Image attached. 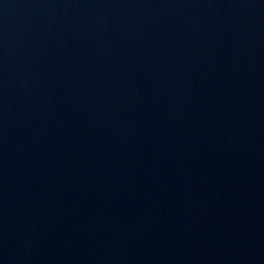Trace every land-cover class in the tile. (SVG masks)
<instances>
[{
    "label": "water",
    "instance_id": "obj_1",
    "mask_svg": "<svg viewBox=\"0 0 264 264\" xmlns=\"http://www.w3.org/2000/svg\"><path fill=\"white\" fill-rule=\"evenodd\" d=\"M0 264H264V0H0Z\"/></svg>",
    "mask_w": 264,
    "mask_h": 264
}]
</instances>
